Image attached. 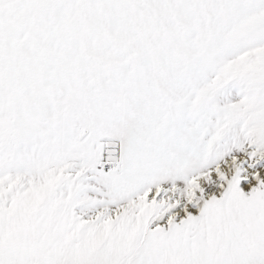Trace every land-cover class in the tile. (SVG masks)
<instances>
[{"label":"snow or ice","instance_id":"obj_1","mask_svg":"<svg viewBox=\"0 0 264 264\" xmlns=\"http://www.w3.org/2000/svg\"><path fill=\"white\" fill-rule=\"evenodd\" d=\"M0 264H264V0H0Z\"/></svg>","mask_w":264,"mask_h":264}]
</instances>
